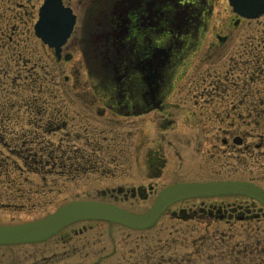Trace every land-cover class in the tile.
<instances>
[{"label":"rangeland","instance_id":"1","mask_svg":"<svg viewBox=\"0 0 264 264\" xmlns=\"http://www.w3.org/2000/svg\"><path fill=\"white\" fill-rule=\"evenodd\" d=\"M208 3L213 6L206 19L207 32L199 39V49H187L189 43L177 52L182 56L171 68L175 71L167 79L163 108L138 117L109 114L106 109L102 114H93L86 108L91 101L103 97L105 86L99 85L105 81L88 72V62L82 56L80 36L84 14L81 11L63 47L64 52L71 54L67 60L51 56V50L33 35L32 56H17L15 69L9 67V56H0V191H9L5 183L11 180L21 186L17 191L28 192L25 199L9 200V208L1 204L6 198H0V222H20L41 216L72 198L110 199L120 205L142 208L145 202L134 200L132 204L133 201L121 199L123 195L116 192L140 181L136 178L141 172L142 151L146 148H160L163 154L164 165L158 183L225 175L253 177L264 184V168L255 167L263 164L262 158L257 157L255 162L248 155H242V161L250 168H238V161L226 158L228 155L217 158L215 151H206L211 140L203 136L205 123L213 124L206 120L204 107L210 113L220 107L215 97L227 100L232 94L230 91L242 84H264V71L259 67L251 72L252 78L240 74L244 68L242 60L233 54L236 48L240 51L243 45L248 48L254 42L257 56H264V26L258 24L264 14L244 21L242 27L233 26L231 38L218 44L210 26L233 17V12L227 0H208ZM198 50L200 55L205 51L211 56H199ZM93 83L98 87L94 89ZM105 85L112 87L109 82ZM206 99H209L207 106ZM240 111L245 115L246 111ZM255 115L259 122L255 137L242 136L243 143L237 149L257 142L260 146L254 152L260 154L264 150V108H257ZM214 126H218L216 122ZM249 127L242 124L240 132ZM31 152L43 161L42 165L35 167L18 159L24 154L27 159ZM62 152L64 155H57ZM72 164L81 166L69 169ZM214 164L231 167L228 172L217 173ZM234 167L237 169L233 170ZM33 170L39 172L33 173Z\"/></svg>","mask_w":264,"mask_h":264},{"label":"flooded vegetation","instance_id":"2","mask_svg":"<svg viewBox=\"0 0 264 264\" xmlns=\"http://www.w3.org/2000/svg\"><path fill=\"white\" fill-rule=\"evenodd\" d=\"M46 1L0 0V56H9L10 68L12 66L15 69L17 56H32L30 43L33 25L40 8ZM100 1L102 0H60V6L70 8L76 16L80 11L83 12L82 29L85 32L91 13L98 9ZM140 1L141 3L149 2V0ZM174 1H177L180 7L186 6L188 12L194 13V15L189 14L188 16L192 19L186 20L178 29L167 24L157 28L144 23L140 26L139 12H129L130 9L125 11L127 25L124 37L126 41L136 46L138 53L151 54L156 47L169 49L168 63L161 76L156 100L151 102L146 97L142 74L139 71L127 69L124 87L108 88L105 85V88H102L105 91L103 97L98 96L99 98L86 106L93 114H102L106 109L109 114L132 118L163 108L162 102L168 92L167 79L169 80L175 71V68H171L180 61L182 56L174 52L177 48H185L189 43L187 49L198 48L199 39L207 32L206 19L211 15L213 6L208 3V0ZM140 8L144 12L143 3ZM204 15L205 19H203ZM248 20L233 14V17L228 16L227 20L217 21L210 28L214 32L216 42L222 44L234 34L233 26H240ZM258 24L264 26V18ZM160 35L163 36L160 37ZM83 40L82 33L80 43H83ZM255 51L256 46L252 42L248 48L243 45L240 51L236 48L233 53L234 56L241 58L242 66H244L239 73L249 75V78H252L251 72L258 70L257 67L264 71V56H257ZM197 52L199 56H211L205 51L201 55L199 50ZM51 53V56H63L66 60L71 56L70 53L64 52L63 47L58 55ZM91 56L94 55L91 54ZM138 57L143 59L147 56ZM204 58L201 59L204 60ZM215 88L216 86H213V89ZM170 89L171 86L168 90ZM216 92L219 94L220 90L217 89ZM230 92L232 94L227 97V100L223 97L214 98L216 103L220 104L217 110L210 113L208 107H204L206 120H211L213 124L216 122L218 125L213 127V124L205 123L204 139L211 140L208 142L209 149L206 151L210 149L215 151L217 158L221 154L228 155L225 157L238 161V168H250V165L242 161V155H248L255 162L257 157L262 158L263 164L255 166L262 169L264 168V150L260 154L254 152L255 148L260 146L257 142L245 144V147L241 149L237 148H240L243 143L242 136L245 137L248 134L255 137L257 125H259L255 115L256 109L264 108V84H242ZM118 96L120 99H117ZM205 101L207 106L209 99ZM97 108L102 111L96 112ZM240 109L246 111L245 115ZM242 124L250 125L248 130H243V133L240 132ZM142 152L141 172L138 173V179L136 178L140 181L132 184L128 189H118L116 192L118 195H123L121 199L133 201L132 204L135 203L134 200L145 202L142 203V208L138 209L131 208L130 204L129 206L121 205L133 212L145 211L164 186L186 181L158 183L157 179L164 165L161 149L146 148ZM241 152L243 154L239 155ZM212 166L216 167L213 169L217 173L228 172V167H231L229 164ZM236 169L237 167L233 168V170ZM196 180L250 181L264 190V184L253 177L223 175ZM10 181H4L5 184L8 183L10 190L0 191V197L4 196L7 200L1 204L4 207L8 206L7 208L11 206L9 200L16 199L17 196L26 197L28 194L26 191L18 194L16 182ZM113 196L117 197V195ZM113 199L116 200V198ZM0 264H264V205L258 199L242 194L188 197L168 205L149 228H131L100 219L76 221L45 241L0 245Z\"/></svg>","mask_w":264,"mask_h":264},{"label":"water","instance_id":"3","mask_svg":"<svg viewBox=\"0 0 264 264\" xmlns=\"http://www.w3.org/2000/svg\"><path fill=\"white\" fill-rule=\"evenodd\" d=\"M233 10L244 17H256L264 10V0H228ZM123 3V2H120ZM150 5V3H148ZM165 5V0L159 1V6ZM172 13V12H169ZM164 14V12H162ZM177 17V16H174ZM172 17L170 20L176 21ZM74 23L71 10L60 6V0H47L39 11L38 20L34 26L35 34L48 46L54 47L56 53L65 41ZM121 31V30H120ZM119 31V34L122 32ZM116 37L117 34H111ZM161 59L145 60L142 68L145 70L144 81L152 95L160 77L159 66L165 62L167 52L158 50L153 56ZM105 57V64L114 61ZM155 85V86H153ZM228 193H243L253 196L264 204V191L249 182L213 181L177 183L162 189L154 203L143 213H132L111 203L94 200H74L61 205L54 212L27 222L0 225V244H17L45 240L55 234L68 223L80 219H107L132 227H149L158 218L162 210L172 201L204 195H221Z\"/></svg>","mask_w":264,"mask_h":264},{"label":"trees","instance_id":"4","mask_svg":"<svg viewBox=\"0 0 264 264\" xmlns=\"http://www.w3.org/2000/svg\"><path fill=\"white\" fill-rule=\"evenodd\" d=\"M28 158L26 159V155H20L18 156V159L21 160L22 163L28 162L31 165H35V167H39V165H42V162L37 158L36 154L34 153H28Z\"/></svg>","mask_w":264,"mask_h":264}]
</instances>
